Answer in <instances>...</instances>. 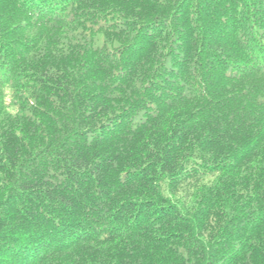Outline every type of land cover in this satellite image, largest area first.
Wrapping results in <instances>:
<instances>
[{
	"label": "trees",
	"instance_id": "16d2710c",
	"mask_svg": "<svg viewBox=\"0 0 264 264\" xmlns=\"http://www.w3.org/2000/svg\"><path fill=\"white\" fill-rule=\"evenodd\" d=\"M0 264H264V0H0Z\"/></svg>",
	"mask_w": 264,
	"mask_h": 264
}]
</instances>
